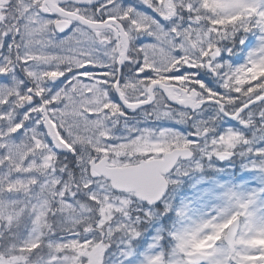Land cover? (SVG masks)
I'll return each mask as SVG.
<instances>
[{
  "label": "snow or ice",
  "instance_id": "snow-or-ice-1",
  "mask_svg": "<svg viewBox=\"0 0 264 264\" xmlns=\"http://www.w3.org/2000/svg\"><path fill=\"white\" fill-rule=\"evenodd\" d=\"M0 264H264V0H0Z\"/></svg>",
  "mask_w": 264,
  "mask_h": 264
}]
</instances>
